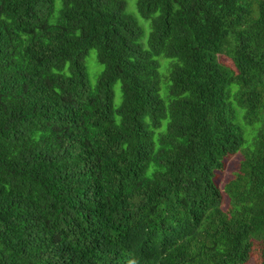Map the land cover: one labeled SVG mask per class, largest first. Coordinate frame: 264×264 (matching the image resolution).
Wrapping results in <instances>:
<instances>
[{
  "label": "trees",
  "instance_id": "obj_1",
  "mask_svg": "<svg viewBox=\"0 0 264 264\" xmlns=\"http://www.w3.org/2000/svg\"><path fill=\"white\" fill-rule=\"evenodd\" d=\"M256 243L264 264V0H0V264H249Z\"/></svg>",
  "mask_w": 264,
  "mask_h": 264
},
{
  "label": "rangeland",
  "instance_id": "obj_2",
  "mask_svg": "<svg viewBox=\"0 0 264 264\" xmlns=\"http://www.w3.org/2000/svg\"><path fill=\"white\" fill-rule=\"evenodd\" d=\"M129 7H133V4L135 3V0H127ZM134 15L139 23V25L142 27L144 36L142 38V42H145L147 39V36L149 34V22L142 19L139 14L136 12L135 8L133 9ZM160 64H162L158 71L160 73L161 79L165 78L167 76V70L164 67L163 63H167L168 60L164 59L163 57H157L156 58ZM227 60V59H225ZM85 66H86V71L88 75V81L90 83V86H94L98 75L102 71V66L98 64L96 60V54L94 50H90L88 53V56L85 59ZM113 108H117L120 103H121V92H120V83H116L113 86ZM160 96L164 97V86L163 84L161 85V91H160ZM165 125V122H163V126ZM241 162V154L237 153L235 155L229 156L224 159L223 167L221 170L217 171L215 173L214 181L215 184L219 189H223V186L231 180L235 173L238 171L239 165ZM259 244H254V250L251 255V259L249 261V264H256L259 259Z\"/></svg>",
  "mask_w": 264,
  "mask_h": 264
}]
</instances>
